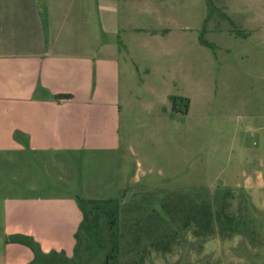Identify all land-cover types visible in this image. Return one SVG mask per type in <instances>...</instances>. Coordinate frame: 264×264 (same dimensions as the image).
Segmentation results:
<instances>
[{"label":"rangeland","instance_id":"rangeland-1","mask_svg":"<svg viewBox=\"0 0 264 264\" xmlns=\"http://www.w3.org/2000/svg\"><path fill=\"white\" fill-rule=\"evenodd\" d=\"M145 2L155 13L136 16L137 72L122 78L121 106L87 113L77 150L0 161V222L7 198H58L63 250L76 242L80 202L92 222L89 202L122 201L110 264H264V0ZM192 197L214 209L226 200L247 228L206 240L184 230ZM106 223L82 232L89 264L112 251Z\"/></svg>","mask_w":264,"mask_h":264},{"label":"crops","instance_id":"crops-1","mask_svg":"<svg viewBox=\"0 0 264 264\" xmlns=\"http://www.w3.org/2000/svg\"><path fill=\"white\" fill-rule=\"evenodd\" d=\"M145 1L0 0L1 162L77 150L88 140L87 113L121 106L122 78L137 72L136 16L155 13ZM59 203L3 200L0 264L34 261L32 249L7 242L17 235L34 239L46 255L75 249L76 242L63 250L55 242Z\"/></svg>","mask_w":264,"mask_h":264},{"label":"trees","instance_id":"trees-1","mask_svg":"<svg viewBox=\"0 0 264 264\" xmlns=\"http://www.w3.org/2000/svg\"><path fill=\"white\" fill-rule=\"evenodd\" d=\"M62 98H72L71 96H58V99ZM177 100V99H174ZM183 102L188 100L180 99ZM187 103V102H186ZM188 108V103H187ZM232 194L231 192H227L226 194ZM224 194V196L226 195ZM203 196V192H202ZM199 192L198 198L199 200ZM193 205L190 206L188 212L187 219L183 224L184 230L192 231V234L197 235H204L205 240L207 238H211L219 232L223 237H232L233 235H237L238 233H242L245 228L248 226L247 217L242 215H232L230 211H228L227 204L228 202L225 200L222 205L216 207L214 209L213 205L210 203H203L207 200H201L199 203H194L196 199L192 197L190 199ZM90 206L93 208V215H95L92 222H89V212H87L86 207L83 203L80 202V208L83 214V222L80 226L78 233L76 234V246L74 249V255L72 258H68L64 252H52L49 255L44 254L41 251L40 245L35 242L31 237L27 236H13L7 239V242L10 243H17L21 245H25L32 249L35 254V259L30 264H89V236L83 237L82 232L88 233V235H92L96 233L95 230L101 231L102 224L104 225L105 222L106 226L108 227L107 234L108 236L111 235V243L113 244L112 251L106 256V260L104 264H110L111 262H115L118 258L119 250H120V242H121V235L119 229V208L122 207V201H91L89 202ZM166 209V215L172 218V210L171 208L175 209V212H180L178 210L182 209L181 205L178 206H163ZM253 204L251 209H253ZM255 209V207H254ZM102 210L100 215L99 211ZM178 213L176 215H178ZM253 213V212H252ZM256 216V215H254ZM175 217V216H174ZM258 217V216H256ZM176 218V217H175ZM173 221V220H172ZM258 224L263 228L264 221L259 217ZM175 230V229H174ZM110 232V234H109ZM176 233L178 231H175ZM157 242V241H156ZM155 242V243H156ZM154 247V244H153ZM155 247L161 249V242L155 244ZM170 247V243H166L163 246V249H167Z\"/></svg>","mask_w":264,"mask_h":264}]
</instances>
